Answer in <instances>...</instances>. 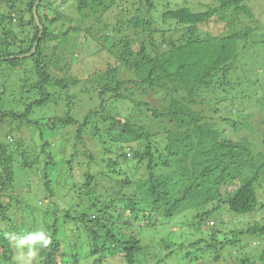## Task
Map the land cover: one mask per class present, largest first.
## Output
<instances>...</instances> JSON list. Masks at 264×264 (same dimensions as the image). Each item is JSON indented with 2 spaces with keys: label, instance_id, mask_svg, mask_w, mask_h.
<instances>
[{
  "label": "trees",
  "instance_id": "trees-1",
  "mask_svg": "<svg viewBox=\"0 0 264 264\" xmlns=\"http://www.w3.org/2000/svg\"><path fill=\"white\" fill-rule=\"evenodd\" d=\"M4 1L7 12L0 13V64L5 67L0 66V81L1 93L8 88L9 92L0 110V225L6 234L24 239V246L30 242L31 248L36 247L42 255L38 264L117 260V264H170L169 260L176 264L183 244L168 243L162 237L160 245L172 248L163 255L162 251L150 255L152 243L145 242L152 240L150 235L145 239V232L158 230L150 220L153 212L164 219L194 212L188 228L199 236L193 244L205 243L198 250L218 252L213 259L217 261L220 250L229 246L230 257L240 253L241 264H255L243 251L252 247L264 264V225L255 221L246 228L228 230L223 216L228 211L240 218L264 208L258 196L264 185V150H254L258 140L259 146L264 143V94L257 92L260 80L254 76L264 74V61L256 59L246 66L240 60L241 50L264 46V29L247 4L264 0H216L202 11L171 0H61L68 1L83 20V31L92 40L99 41L107 32L114 37L110 50L114 61L106 67L85 61L57 64L64 52L61 47L71 46L82 31L67 28L55 36L50 24L56 18H70L57 0H39L36 5L40 37L33 14L37 0ZM113 6L120 11L119 25L102 22V29L94 27L91 19L101 24L104 12ZM48 10L58 16L49 17ZM123 25L131 34L123 32ZM181 30L185 31L179 36ZM23 32L25 38L17 42V34ZM55 39L57 43L45 52L46 43ZM35 44L33 53L20 57ZM20 69L22 76L14 74ZM120 70L127 73L120 76ZM241 72L249 79V94L232 92L236 90L234 76ZM93 78L96 84L88 82ZM126 85L137 86L141 95L156 97L159 105L132 100L130 112L118 110L117 103L129 99L122 92ZM79 93L90 95L93 104L81 121L70 114ZM208 94L214 103L205 110L201 106L210 103L204 98ZM49 104L61 107L60 114L50 119V128L76 126L71 138L65 134L66 139L49 142L41 135L27 138L22 134V129L39 125L36 110L48 112ZM142 106L150 110L148 116L160 130L143 121L147 115L143 119L138 111ZM226 128L250 133L247 139L225 138ZM86 136L94 143L92 149L85 144ZM63 175V184L56 183ZM34 183L38 191L46 192L44 199L58 196L66 206L56 210L38 197L29 201ZM67 183L81 190L75 202L64 201L56 193ZM17 187L20 193L15 192ZM5 196L8 201L1 202ZM47 215L53 219L42 222L41 217ZM29 219L37 221L38 227L23 235L20 230ZM209 220H214L212 225H207ZM61 230L65 245L53 238ZM188 232L190 237L184 234L183 239L190 241ZM40 233L49 245L28 239ZM8 240L6 236L4 242ZM1 243V249L8 250ZM55 249L63 251L61 257L54 255ZM109 251L119 254L106 256Z\"/></svg>",
  "mask_w": 264,
  "mask_h": 264
},
{
  "label": "rangeland",
  "instance_id": "rangeland-1",
  "mask_svg": "<svg viewBox=\"0 0 264 264\" xmlns=\"http://www.w3.org/2000/svg\"><path fill=\"white\" fill-rule=\"evenodd\" d=\"M61 6L59 7L60 10H64V13L67 14L70 18L66 17V18H56L58 15L57 13H55L52 10H48L47 14L49 17H55V21L53 22V24H50V29L51 31H53L55 33V36H61L59 33H62L65 29L67 28H75V27H80V29H82V31H79L78 33V37L77 39L73 42L72 44L70 43L71 46H67V47H61L63 49V54H61V58L60 61L57 62V64H59L60 66H64L65 64H72V63H76V62H80V61H85L88 62V64L90 66L93 65H97V67H106L107 65H109V63L114 61V57L111 55L110 50L112 49V43L114 42V37H112V35L107 32L105 34V36H101V39L98 41L92 40V38L88 35L85 34V32L83 31V20H81L80 17H78L76 12H73L71 7L69 6V2L65 1L64 3H61V0H57ZM56 1V3H57ZM176 5H180V6H187L190 7L193 11H202L206 9V5L211 4V5H215L216 4V0H171V3L174 4L176 3ZM253 14L256 16V18L259 20L260 24L262 25V29H264V3L262 1H248L247 3ZM160 8V6H159ZM6 10V2L4 0H0V13H2L3 11ZM7 11H5L4 13H6ZM73 12V14H72ZM119 8H116V6L114 7H110L109 9H107L104 14L103 17L101 18V24H98L95 22V20L91 19V22L93 23L94 27L102 29V22L108 24L110 27L113 26H118V17L120 15L119 13ZM120 18V17H119ZM17 20V19H16ZM16 20H12L13 24H17ZM88 21V20H86ZM87 23V22H86ZM112 29V28H111ZM110 29V30H111ZM213 29V28H212ZM261 29V30H262ZM123 32H127L130 33L131 32L128 30V28L123 25L122 27ZM185 30H181L179 32V36L181 34L184 33ZM19 32V31H17ZM214 32H217L216 30ZM25 32L17 34V38L16 41L18 42L19 40L23 39V37ZM184 36V35H183ZM204 37V35H201ZM25 38V37H24ZM245 41L247 42V39H245ZM241 42V41H240ZM57 43L56 39L52 40V41H48L45 45L44 51L45 52H50L51 50V45ZM247 45V44H246ZM258 60V61H264V46H256L255 50L253 49H247L245 48L244 50H241V55H240V60L242 64H246L247 63L250 64L252 61L254 60ZM2 67H5L4 65H1ZM69 66V65H68ZM260 70H257L256 73H260ZM246 72V71H243ZM243 72H241L240 75H238V77H235L234 75V81L236 83V90L232 91V92H246L247 94H249V92L247 91V87H248V81L249 79H247V75H245ZM18 74L20 76H22L23 74V69H20L18 71H16L14 74ZM127 73V71L125 70H120V76H123ZM247 73V72H246ZM8 74V73H7ZM11 76V73H9ZM8 74V75H9ZM7 75V76H8ZM254 75L256 76L257 79H259L260 81H258L257 86H259V89L257 90V92L264 94V74L261 75ZM103 77H106L105 74L102 72ZM14 77V76H13ZM254 78V77H253ZM256 78H254L256 80ZM89 83H93L96 84L98 82L97 78H93L92 80L88 81ZM11 83H13V81H11ZM81 85V84H80ZM3 85L1 84L0 81V110H3L6 104V100L8 97V92H9V88L8 91L1 93V89H2ZM13 87V85L11 84V88ZM126 90V91H124ZM11 91V90H10ZM134 91L133 94H131V92ZM122 92L125 95L129 96L128 100H123L119 103H117V109L118 110H122V112L124 111H128L130 112V106L132 104V100H137V101H142V102H149L151 107H155L158 104V101L156 99V97H151V95H149V93L146 94H142L141 95V91L140 89L137 88V86L134 85H126L125 88L122 89ZM79 97L78 99L76 98L73 107H72V112L70 113L71 116H73L75 119H78V121H81L84 118V115L86 114L87 110L93 105L92 100H91V96L90 95H84L83 93H79L78 94ZM206 99V101H210V103L205 102L206 104H204V106H201V108H204L205 110L208 109V106H211L214 102H212V95L208 94L204 97ZM50 106H48L47 108H49L48 112H43L41 111L40 113L38 112V110H36V115L34 116V118L39 122L38 126H33L32 128H29V130H25L22 129V134H25L27 136V138H36L37 135H41L43 137V139L48 140L49 142H51V140H55L58 139L60 137H64L65 139L67 138V136L65 134L68 135V137H72L74 134V130L76 129L75 127H64L61 125H57L58 128L56 130L51 129L50 128V123H51V118L54 117V115L56 114H60L61 111H59V109L61 107L53 105V104H49ZM61 110V109H60ZM100 110V109H99ZM138 111L140 113L144 114L143 119L145 118V115H147L146 119L143 120L145 123H151L153 127L157 128V129H161V126L159 125L158 127L154 125V123L152 122V118L148 115H151L150 110L146 109L145 106H142L140 109H138ZM101 112H103L101 110ZM51 116V117H50ZM50 117V118H49ZM118 127V126H117ZM227 130H225V134L224 137L225 138H233V139H247V134L250 133L247 130H243V128H239L236 131H233L230 128H226ZM1 136V135H0ZM249 138V137H248ZM250 139V138H249ZM259 142L257 143L256 141V147H255V152H257V150L261 149L264 150V143L262 145L259 146V144H261V140H258ZM27 144H30L33 146V143L30 142L29 140L26 141ZM87 145H89V147L91 148L94 144L87 136H86V143ZM251 144L253 145V143L251 142ZM92 145V146H91ZM93 148V147H92ZM91 148V149H92ZM128 151V150H127ZM260 151V150H259ZM68 153V152H67ZM68 155V154H66ZM60 156L56 155V159H59ZM131 166V164H130ZM65 169H62V171H64ZM77 176V175H76ZM66 178V175H63V177H59L58 180H56V183L60 184L64 182V179ZM82 177L80 176V179ZM70 179V178H68ZM70 181V180H69ZM70 183V182H69ZM69 183H67V185L61 186L62 188H59L58 190H56V193L58 195V191L61 195V197L64 199V201L66 199L75 202L76 200H78V192H81L80 189H76L73 190L70 187H68ZM36 183H34V192L33 195L30 197L29 201L34 202V199L38 197V199H43L42 200V204H44L46 207L49 206V208L52 209H58L60 210L62 207L66 206L65 204L61 203V201L58 198V196H53L51 199H44L43 197L46 195V192L44 190H37V185H35ZM237 185V183H236ZM37 186V187H36ZM133 186H129V188H131ZM73 190V191H72ZM22 190L21 188L17 187L15 192L20 193ZM24 192V191H23ZM258 196L260 199V202L263 203L264 205V185L261 186L258 189ZM8 198L5 196L3 198H1V202H7ZM37 201H35L36 203ZM71 202V203H72ZM34 203V204H35ZM57 206V207H56ZM45 207V208H46ZM226 212V211H225ZM195 213L194 212H188V213H183L182 215H179L176 218L173 219H164V218H160L155 212L152 213L151 216V222H152V226L156 227L158 230H154L152 228L148 229L149 232H145L146 234V238L148 237V235L151 236V240L152 242H149L148 240H146L145 243H152L151 245H149V250H150V255L155 254V252H158L160 255V251L161 255H163L165 252H167L166 250H170L172 247H170V249H168L169 247L167 246H161L160 245V241L159 239L165 238V240L170 243V242H177L180 244H183L184 248H182L181 252H177L176 255L178 256L180 253V255L178 256L179 259H177L176 264H241L240 262V257L241 254L240 253H236L233 256H229L228 252L230 251V247L229 246H225V248H223L222 250H220L219 252V259L217 261L213 260L214 256L218 253L216 252L215 255H213V253H205L201 250H198V247L201 245V247H204L205 243L202 242L200 243V245L198 244H193L195 243L197 237L199 236V234H197L193 229L192 231L188 228V225L191 224L192 222H194V218L193 215ZM35 215H39V213H36ZM225 221L228 222V227L227 229H241V228H246L249 225L253 224L255 221H258L259 223H261L262 225H264V208L263 206L256 208V211L254 213L251 214H247L245 216H241L240 218L237 217L236 215H233L231 213H228V211L226 213L223 214ZM41 219H43L42 222L45 221H51L53 218L50 216H42ZM214 221V220H213ZM212 220L207 221V225H212L213 223ZM27 223H25L26 225H24L23 229L20 231H24L22 232L23 235H27L26 231H29V229H32V233L34 232L35 228H37V221L33 222L31 219L26 220ZM34 223V224H32ZM206 222L204 221L202 224V228L204 231L207 230V226L205 224ZM44 224V223H43ZM132 224L133 225H137L136 224V220L135 218H132ZM163 228V230L161 231V229ZM191 232V240L188 241L186 238L183 239V235L186 234L187 237H190V233ZM158 232V233H157ZM172 232V233H171ZM0 242L1 245L3 244L5 247H7L8 250L3 251L0 247V264H38L40 261V258L42 255H39L37 253V248L36 247H32L31 248V243L29 242L27 244V246H24L22 244V242H24V239H19V238H15L14 235L12 234H6L8 233L7 230L5 229L4 225H0ZM29 233V232H28ZM63 230L59 231L58 233L54 234V239H59L61 240V242H64V245L66 244L67 240L65 237H63L62 235ZM30 234V233H29ZM8 237V242H4L5 237ZM203 237H206L207 239L208 236L202 235ZM226 236V235H225ZM229 236V234H228ZM24 237V236H22ZM241 238V237H240ZM244 238H242V241L244 243ZM40 244H43L41 241H39ZM247 243V241L245 242V244ZM252 244H254V246L258 245L257 242L254 243V241L252 242ZM49 245V244H48ZM33 246V244H32ZM23 247V248H22ZM186 251H190L192 253V255L190 257H187L185 255ZM243 251L249 256L251 257V259L254 260L255 264H260L259 260L256 258L255 253L257 251V249L255 248H245L243 249ZM54 255L56 256H62V250H58L55 249L54 251ZM117 252V251H116ZM112 254H119V253H115V251H109L106 252V256H111ZM122 255V253L120 254ZM8 256L11 257V260H8ZM255 257V258H254ZM152 261V260H151ZM120 263L119 260H117L116 262H109L106 261L105 264H117ZM170 264H173L170 260L169 262Z\"/></svg>",
  "mask_w": 264,
  "mask_h": 264
},
{
  "label": "water",
  "instance_id": "water-1",
  "mask_svg": "<svg viewBox=\"0 0 264 264\" xmlns=\"http://www.w3.org/2000/svg\"><path fill=\"white\" fill-rule=\"evenodd\" d=\"M39 0H37L34 4V7H33V14H34V18H35V22L37 23V25L39 26V29H40V32H39V37L41 36V32H42V26L41 24L39 23V20H38V17L36 15V5L38 4ZM35 46L36 44L34 45V47L32 48L31 52L28 53V54H23V55H20V57H23V56H27V55H30L31 53H33L35 51Z\"/></svg>",
  "mask_w": 264,
  "mask_h": 264
},
{
  "label": "clouds",
  "instance_id": "clouds-1",
  "mask_svg": "<svg viewBox=\"0 0 264 264\" xmlns=\"http://www.w3.org/2000/svg\"><path fill=\"white\" fill-rule=\"evenodd\" d=\"M29 240H35V239H39L41 241H43L44 246H47V244L50 242L43 233H40L38 236H29L28 237Z\"/></svg>",
  "mask_w": 264,
  "mask_h": 264
}]
</instances>
